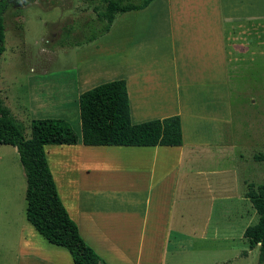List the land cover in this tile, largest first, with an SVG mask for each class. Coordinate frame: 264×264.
Here are the masks:
<instances>
[{
	"label": "crops",
	"instance_id": "1",
	"mask_svg": "<svg viewBox=\"0 0 264 264\" xmlns=\"http://www.w3.org/2000/svg\"><path fill=\"white\" fill-rule=\"evenodd\" d=\"M132 11L120 38L128 30L135 36L126 45L118 41L114 56L87 55L75 79L64 80L59 91L57 82L29 81V104L21 106L27 118L29 112L47 117L38 110L58 101L55 94L79 102L84 91L108 77L127 81L133 123L181 117L179 146H45L63 203L86 242L109 264H149L158 249L161 257L169 252L184 203L187 162L211 160L213 147L228 151L235 145L219 105L229 99L231 72L258 69L264 60V0H153ZM57 105L56 110L67 108ZM74 111L81 133L79 107ZM105 171L114 177L99 176ZM24 228L31 239L20 242V264H75L68 249L44 238L46 244L30 222Z\"/></svg>",
	"mask_w": 264,
	"mask_h": 264
},
{
	"label": "rangeland",
	"instance_id": "2",
	"mask_svg": "<svg viewBox=\"0 0 264 264\" xmlns=\"http://www.w3.org/2000/svg\"><path fill=\"white\" fill-rule=\"evenodd\" d=\"M129 15L130 11L117 15L110 35L75 46L69 45V41L65 43V39L61 41L65 26L73 24L78 28L96 16L83 0H37L11 8L5 14L0 92L5 104L12 107L16 120L24 124L27 137L31 135L30 124L35 117L29 112L27 118L21 108L29 104V81L48 80L61 85L64 80L75 79L76 68L87 55L108 52L114 56L118 41L126 45L135 36L128 34V30L120 38L122 27H129ZM260 62L258 69L231 72L229 99L223 98L219 105L223 106L220 114L223 125L232 132L235 145L228 151L213 147L215 157L211 160L197 161L196 165L187 162L184 203L178 208L170 250L161 257L158 249L157 259L149 264H264L259 261V247L251 249L243 235L245 228L259 217L247 197L250 184L257 187L264 183V157H259L264 156V60ZM61 88L62 85L58 91ZM54 97L59 100L47 101L48 106L42 103L39 115L63 118L79 134V116L74 114L78 100L73 101L72 96L67 103L70 100L66 96ZM56 104L67 108L56 110L53 107ZM71 157L65 156L68 161ZM99 174L103 178L114 177L109 171ZM26 188L25 171L16 147L0 144V264H20L25 259L19 246L23 238L31 239L24 228L25 223L29 224L25 214Z\"/></svg>",
	"mask_w": 264,
	"mask_h": 264
},
{
	"label": "trees",
	"instance_id": "3",
	"mask_svg": "<svg viewBox=\"0 0 264 264\" xmlns=\"http://www.w3.org/2000/svg\"><path fill=\"white\" fill-rule=\"evenodd\" d=\"M37 0H0V55L5 51L4 16ZM96 14L74 28L65 26L62 39L69 45L89 43L110 31L117 15L146 8L153 0H83ZM88 29V31L86 30ZM85 30L87 32H85ZM64 42V41H63ZM63 43V44H65ZM81 133L63 118H33L31 135L17 121L0 92V144L17 148L25 171L26 218L50 243L65 247L75 264H109L81 235L77 222L63 203L50 168L45 146L78 144L125 146H179L183 144L181 117L172 115L133 123L127 81L100 83L79 97ZM264 157V156H259ZM247 197L258 213V221L243 233L251 249L259 247L264 262V183L250 184Z\"/></svg>",
	"mask_w": 264,
	"mask_h": 264
}]
</instances>
